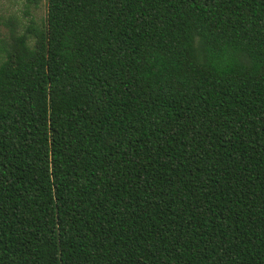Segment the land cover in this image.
<instances>
[{"label":"trees","instance_id":"trees-1","mask_svg":"<svg viewBox=\"0 0 264 264\" xmlns=\"http://www.w3.org/2000/svg\"><path fill=\"white\" fill-rule=\"evenodd\" d=\"M46 1L0 15V264H264V0Z\"/></svg>","mask_w":264,"mask_h":264},{"label":"rangeland","instance_id":"rangeland-1","mask_svg":"<svg viewBox=\"0 0 264 264\" xmlns=\"http://www.w3.org/2000/svg\"><path fill=\"white\" fill-rule=\"evenodd\" d=\"M47 10L46 0H43L38 7L29 5L26 0H0V15L5 19H12L19 31H23L31 24L43 26L46 22Z\"/></svg>","mask_w":264,"mask_h":264}]
</instances>
